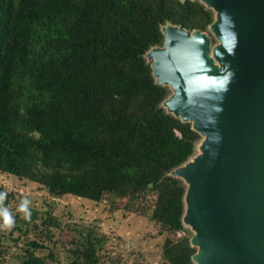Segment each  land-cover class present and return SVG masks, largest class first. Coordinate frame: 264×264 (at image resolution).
Segmentation results:
<instances>
[{
	"label": "trees",
	"instance_id": "16d2710c",
	"mask_svg": "<svg viewBox=\"0 0 264 264\" xmlns=\"http://www.w3.org/2000/svg\"><path fill=\"white\" fill-rule=\"evenodd\" d=\"M213 21L198 0H0V172L54 197L112 196L121 201L112 209L160 225L165 264H194L189 235L170 237L184 230L185 186L169 173L201 137L161 107L170 91L144 55L162 46L166 24L208 32ZM36 220L31 212L22 223L56 245L58 221ZM97 230L68 240L69 264H99L106 237ZM26 247L13 264L55 260L41 241Z\"/></svg>",
	"mask_w": 264,
	"mask_h": 264
},
{
	"label": "water",
	"instance_id": "95a60500",
	"mask_svg": "<svg viewBox=\"0 0 264 264\" xmlns=\"http://www.w3.org/2000/svg\"><path fill=\"white\" fill-rule=\"evenodd\" d=\"M198 1L214 12L212 51L208 32L166 24L145 53L170 91L161 107L206 138L169 174L184 181L194 264H264V0Z\"/></svg>",
	"mask_w": 264,
	"mask_h": 264
},
{
	"label": "rangeland",
	"instance_id": "374dc122",
	"mask_svg": "<svg viewBox=\"0 0 264 264\" xmlns=\"http://www.w3.org/2000/svg\"><path fill=\"white\" fill-rule=\"evenodd\" d=\"M207 35L213 39L214 35L211 31H208ZM218 43V40L212 41L211 51ZM144 58L149 65L152 64V58L148 55ZM163 107L167 110L166 105ZM205 139L201 137L196 145L194 158L201 154ZM1 189L7 193L8 199L7 204H0V207H7L15 221L11 230L0 227L2 232L0 244L3 250L0 254V262L3 264L19 262L30 241H41L49 246L55 258L50 264H69V249L72 245L68 240L77 235V230L90 226L98 229L97 231L106 237V242L100 251L99 264H165L161 257L165 234H160V225L147 216L112 209L110 203H121L112 196L105 195L97 204L70 195L54 197L37 183L0 172ZM22 199L30 201L29 209L30 212H36L38 226L47 214L58 221L59 228L50 226L56 245L49 243L33 225L29 224V230H26L25 224L22 223L23 213L17 211ZM185 224H182L183 231L172 233L170 237L177 239L189 235L191 238L193 236L191 227ZM48 251L40 250L37 254L45 255Z\"/></svg>",
	"mask_w": 264,
	"mask_h": 264
},
{
	"label": "clouds",
	"instance_id": "9594fccd",
	"mask_svg": "<svg viewBox=\"0 0 264 264\" xmlns=\"http://www.w3.org/2000/svg\"><path fill=\"white\" fill-rule=\"evenodd\" d=\"M7 193L0 191V202H2ZM30 201L28 199H22L18 205L17 211L23 213L25 220L30 219L31 212L29 209ZM15 221L7 207H0V227L11 230L14 227Z\"/></svg>",
	"mask_w": 264,
	"mask_h": 264
},
{
	"label": "bare ground",
	"instance_id": "6f19581e",
	"mask_svg": "<svg viewBox=\"0 0 264 264\" xmlns=\"http://www.w3.org/2000/svg\"><path fill=\"white\" fill-rule=\"evenodd\" d=\"M153 60H154V59H153ZM169 97H170V96H169ZM169 97H168V98H169ZM164 110H165V109H164ZM165 112H167V111L165 110Z\"/></svg>",
	"mask_w": 264,
	"mask_h": 264
}]
</instances>
